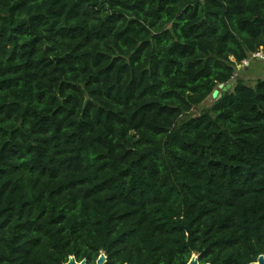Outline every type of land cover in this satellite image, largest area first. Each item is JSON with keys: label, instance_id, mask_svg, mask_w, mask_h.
Returning <instances> with one entry per match:
<instances>
[{"label": "trees", "instance_id": "obj_1", "mask_svg": "<svg viewBox=\"0 0 264 264\" xmlns=\"http://www.w3.org/2000/svg\"><path fill=\"white\" fill-rule=\"evenodd\" d=\"M260 51L264 0H0V264L257 262Z\"/></svg>", "mask_w": 264, "mask_h": 264}, {"label": "water", "instance_id": "obj_2", "mask_svg": "<svg viewBox=\"0 0 264 264\" xmlns=\"http://www.w3.org/2000/svg\"><path fill=\"white\" fill-rule=\"evenodd\" d=\"M222 92H227L231 88V84H221L219 87ZM222 92L219 90H215L213 93V97L219 99L222 97ZM107 263V256L104 252L101 253L100 257L98 258L96 264H106ZM67 264H88L86 260H83L81 262H78L77 259L73 256L70 258L69 262ZM189 264H199V256L193 255ZM252 264H264V255L260 256L257 260V262H254Z\"/></svg>", "mask_w": 264, "mask_h": 264}, {"label": "rangeland", "instance_id": "obj_3", "mask_svg": "<svg viewBox=\"0 0 264 264\" xmlns=\"http://www.w3.org/2000/svg\"><path fill=\"white\" fill-rule=\"evenodd\" d=\"M239 65H241V64H239ZM248 66H244V67H248ZM257 76L258 75H256V74L255 75L250 74V71H248V72L243 73V75L240 74L239 77L243 78L247 82L248 85L254 86L256 84V80L258 79ZM219 87H220V85H219ZM219 87L216 90H219L220 92H222V90ZM216 100H217V98H215V97H213V95H211L201 106L194 109L192 114L193 115H199L203 110L210 108L216 102Z\"/></svg>", "mask_w": 264, "mask_h": 264}, {"label": "built area", "instance_id": "obj_4", "mask_svg": "<svg viewBox=\"0 0 264 264\" xmlns=\"http://www.w3.org/2000/svg\"><path fill=\"white\" fill-rule=\"evenodd\" d=\"M252 60L264 61V51H260L254 54L252 57ZM249 64H250V61L247 60L243 63V66H248ZM243 66H240V67H243Z\"/></svg>", "mask_w": 264, "mask_h": 264}, {"label": "crops", "instance_id": "obj_5", "mask_svg": "<svg viewBox=\"0 0 264 264\" xmlns=\"http://www.w3.org/2000/svg\"><path fill=\"white\" fill-rule=\"evenodd\" d=\"M258 67L256 66V67H254V70H256Z\"/></svg>", "mask_w": 264, "mask_h": 264}, {"label": "clouds", "instance_id": "obj_6", "mask_svg": "<svg viewBox=\"0 0 264 264\" xmlns=\"http://www.w3.org/2000/svg\"><path fill=\"white\" fill-rule=\"evenodd\" d=\"M243 65V64H242ZM242 65H239V66H242Z\"/></svg>", "mask_w": 264, "mask_h": 264}, {"label": "flooded vegetation", "instance_id": "obj_7", "mask_svg": "<svg viewBox=\"0 0 264 264\" xmlns=\"http://www.w3.org/2000/svg\"><path fill=\"white\" fill-rule=\"evenodd\" d=\"M199 264H201L200 261H199Z\"/></svg>", "mask_w": 264, "mask_h": 264}]
</instances>
